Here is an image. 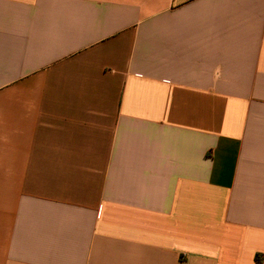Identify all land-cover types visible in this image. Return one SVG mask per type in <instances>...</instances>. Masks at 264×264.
Wrapping results in <instances>:
<instances>
[{
  "label": "crops",
  "instance_id": "0c3cea01",
  "mask_svg": "<svg viewBox=\"0 0 264 264\" xmlns=\"http://www.w3.org/2000/svg\"><path fill=\"white\" fill-rule=\"evenodd\" d=\"M264 264V0H0V264Z\"/></svg>",
  "mask_w": 264,
  "mask_h": 264
},
{
  "label": "trees",
  "instance_id": "16d2710c",
  "mask_svg": "<svg viewBox=\"0 0 264 264\" xmlns=\"http://www.w3.org/2000/svg\"><path fill=\"white\" fill-rule=\"evenodd\" d=\"M261 260L256 256V264H260Z\"/></svg>",
  "mask_w": 264,
  "mask_h": 264
}]
</instances>
